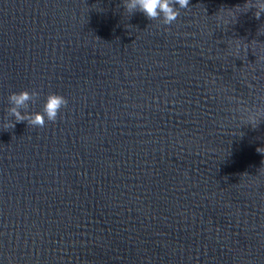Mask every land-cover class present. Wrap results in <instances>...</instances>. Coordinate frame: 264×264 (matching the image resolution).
Wrapping results in <instances>:
<instances>
[{"label": "water", "instance_id": "1", "mask_svg": "<svg viewBox=\"0 0 264 264\" xmlns=\"http://www.w3.org/2000/svg\"><path fill=\"white\" fill-rule=\"evenodd\" d=\"M245 3L163 25L122 0H0V264H264V118L243 119L264 14ZM23 89L29 112L64 95L62 118L15 123Z\"/></svg>", "mask_w": 264, "mask_h": 264}, {"label": "clouds", "instance_id": "2", "mask_svg": "<svg viewBox=\"0 0 264 264\" xmlns=\"http://www.w3.org/2000/svg\"><path fill=\"white\" fill-rule=\"evenodd\" d=\"M122 6L128 14L140 12L149 20L159 21L163 25H172L177 21L180 9L189 7V0H122ZM237 8H242L243 12L255 9L254 16L256 19H260L261 15L264 14V0H246L243 7L237 6ZM217 19L227 23L223 16H218ZM260 61L264 62V58ZM38 96L39 93L34 89L31 91L23 89L9 94L8 101L11 107L7 111L10 116L15 118V123L26 121L28 125L42 128L46 121L55 123L58 117L62 118L61 110L68 105V100L64 95L50 92L46 96L42 111L29 112V102L35 103ZM245 111L248 114L243 119L253 127L264 118V106H258L255 111L251 109ZM15 123L7 121L5 127L9 125L14 127ZM257 151L264 153V147H258Z\"/></svg>", "mask_w": 264, "mask_h": 264}]
</instances>
